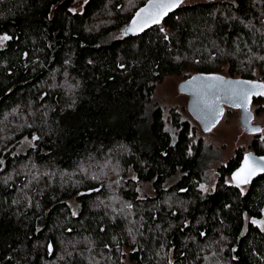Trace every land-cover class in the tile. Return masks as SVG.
<instances>
[{
	"label": "trees",
	"instance_id": "obj_1",
	"mask_svg": "<svg viewBox=\"0 0 264 264\" xmlns=\"http://www.w3.org/2000/svg\"><path fill=\"white\" fill-rule=\"evenodd\" d=\"M76 1L0 0V264H264V176L232 184L238 149L201 191L195 121L153 101L223 66L264 83V0L184 4L129 38L147 0Z\"/></svg>",
	"mask_w": 264,
	"mask_h": 264
},
{
	"label": "rangeland",
	"instance_id": "obj_2",
	"mask_svg": "<svg viewBox=\"0 0 264 264\" xmlns=\"http://www.w3.org/2000/svg\"><path fill=\"white\" fill-rule=\"evenodd\" d=\"M216 0L215 2H218ZM204 0H185L184 4H195L201 3ZM82 5V0H77L74 9L80 10ZM116 36V35H115ZM114 36V37H115ZM219 74L224 77H229L227 69L225 66L220 69ZM185 75L167 77L161 84L156 87L153 95V101L164 109L165 113L174 108L176 111L184 110L183 116L189 118L186 112V105L188 98L179 91V85L183 82ZM237 77V76H234ZM262 99V100H261ZM260 101L251 106V111L253 112V124L260 125L264 127V96H262ZM260 108L259 113L257 109ZM182 110V111H183ZM257 110V111H256ZM193 125L197 128L196 136L202 137L204 142L206 152V164L204 169V180L201 185H204V189L200 190L204 193L211 190L217 176V169L225 165L227 160L232 158L236 150L240 149L243 152H247L252 143V136L245 133L240 129L239 125V112L238 110L225 108L224 115L218 125L209 132H201L199 126L196 122ZM264 136V130L261 132ZM30 140L25 139L22 144L23 147L29 145ZM221 164V165H220ZM129 178H134L132 172L128 173ZM138 192L139 197L153 196L154 190L152 184L149 183H139L135 187ZM258 222H264V214L261 220ZM259 225V224H258ZM260 229L264 231V225H259Z\"/></svg>",
	"mask_w": 264,
	"mask_h": 264
},
{
	"label": "snow or ice",
	"instance_id": "obj_3",
	"mask_svg": "<svg viewBox=\"0 0 264 264\" xmlns=\"http://www.w3.org/2000/svg\"><path fill=\"white\" fill-rule=\"evenodd\" d=\"M182 3L183 0H148L146 7L135 13V17L131 21L132 26L127 29V32L135 33L143 31L153 24H159L169 12L178 8ZM10 39L11 37L7 35L0 36V44ZM188 84L194 86L195 90L192 94L196 97V102L211 118V125L207 130L215 126L224 115L219 93L222 92L224 98L231 101V107L242 109L247 114L246 120L250 119L249 104L251 97L253 95L264 96V83L251 81L229 82L220 76L192 77ZM181 87L183 89L184 86ZM210 93L212 94L210 95ZM253 131L259 132L261 129L257 128ZM33 139H38V137H33ZM261 161H264V157L261 158ZM0 163H3V161H0ZM262 172H264V163L256 161L250 156H245L243 165L233 174L232 179L237 182L236 186L239 187L241 184L249 183L253 176ZM201 189L206 190L204 185H201ZM251 222L264 225V222L256 220ZM51 250V245H49V251L51 252Z\"/></svg>",
	"mask_w": 264,
	"mask_h": 264
},
{
	"label": "water",
	"instance_id": "obj_4",
	"mask_svg": "<svg viewBox=\"0 0 264 264\" xmlns=\"http://www.w3.org/2000/svg\"><path fill=\"white\" fill-rule=\"evenodd\" d=\"M148 3V0L147 2L142 6L140 7L139 9L141 8H144L146 7ZM182 5H184V0H183V3L179 6L181 7ZM178 7V8H179ZM178 8L174 9L173 11L169 12L167 16H165L163 18V20L159 23V24H153L149 27H146L143 31H137L135 33L133 32H127V29L129 27H131V21L133 20V18L135 17V13L139 10H137L132 18L128 21V23H126L123 27H121V29L119 30L120 31V35H122L123 37L125 38H129V37H137L141 34H143L144 32L156 27V26H159L160 24H162L170 15H173L176 10H178ZM207 76H220V77H223L226 81H229V82H235V81H251V82H254V83H262L258 80H244V79H238V78H229V77H224V76H221L219 74H195L191 77H189L188 79L184 80L183 82L180 83L179 85V91L180 93H182L183 95L187 96L188 98V101H187V105H186V110L188 112V114L190 115V117L199 125L200 129L202 132H209L211 131L213 128H215L218 123L221 121L222 117L220 118L219 122L215 124V126H212L210 128V130H207L209 128V126L211 125V118L210 116L202 109L201 105L199 103L196 102V97L192 94L194 92V86L192 85H189L188 82L192 79V77H207ZM184 86L183 89L181 86ZM212 93H210L211 95ZM220 95V98H221V106L223 107V110L225 112V108H231V109H235V110H238L239 111V124L241 126L242 129H246L248 133H257L255 131H253L254 129H257L258 127H253L251 125V122H252V119H253V113L250 109L251 105L253 104L254 100H258L260 99L262 96H258V95H253L251 97V102L249 104V114H250V119H247L246 120V113L243 112L242 109L240 108H234V107H231V101H228L224 98V95L223 93H219ZM245 156H250L251 158L255 159L256 161H260L261 163H264V161H261V158L264 157L263 156H257L255 155L254 153L252 152H248V153H245L243 156H242V159L240 161V164L239 166L231 173L230 175V179H231V182L234 186H236V181L232 179L233 177V174L236 173L240 168L241 166L243 165L244 163V157ZM261 176H264V172L262 173H259L255 176H253L251 178V181L247 184H241L239 187L241 186H247V185H250L255 179H257L258 177H261ZM237 187V186H236Z\"/></svg>",
	"mask_w": 264,
	"mask_h": 264
},
{
	"label": "flooded vegetation",
	"instance_id": "obj_5",
	"mask_svg": "<svg viewBox=\"0 0 264 264\" xmlns=\"http://www.w3.org/2000/svg\"><path fill=\"white\" fill-rule=\"evenodd\" d=\"M185 1V0H184ZM208 1H216V0H204V2H208ZM219 1H221V2H229V3H233L234 2V0H219ZM259 101V99L258 100H254V102H253V104L251 105V106H253V105H255V104H257V102ZM250 109H251V107H250ZM239 112V111H238ZM253 113V112H252ZM254 116V115H253ZM240 125V124H239ZM251 125L253 126V127H258L259 129H261V131H259V132H257V133H248L247 132V130L246 129H242L241 128V126H240V129L241 130H243L245 133H247L248 135H251L252 136V142H253V140H258V139H262V138H264V136H262L261 134V132L264 130V127H260V125H254L253 124V119H252V122H251ZM248 152H252V153H254V151L251 149V148H249L248 149V151L247 152H243L242 151V156L245 154V153H248ZM255 154V153H254ZM255 155H257V154H255ZM242 156H241V159H242ZM257 156H259V155H257ZM231 159V158H230ZM241 159H240V161H241ZM228 161V160H227ZM226 164V163H225ZM240 164V163H239ZM221 165V164H220ZM239 166V165H238ZM263 214H264V208H263V210L261 211V218H260V220L262 219V217H263ZM259 221V220H258Z\"/></svg>",
	"mask_w": 264,
	"mask_h": 264
}]
</instances>
